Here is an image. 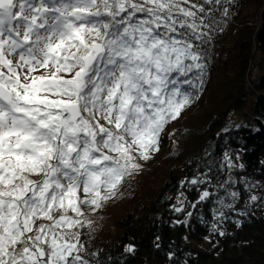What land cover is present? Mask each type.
Here are the masks:
<instances>
[{"label": "snow or ice", "instance_id": "6c2138e0", "mask_svg": "<svg viewBox=\"0 0 264 264\" xmlns=\"http://www.w3.org/2000/svg\"><path fill=\"white\" fill-rule=\"evenodd\" d=\"M219 3L0 0V264H87L82 208L193 101Z\"/></svg>", "mask_w": 264, "mask_h": 264}, {"label": "trees", "instance_id": "16d2710c", "mask_svg": "<svg viewBox=\"0 0 264 264\" xmlns=\"http://www.w3.org/2000/svg\"><path fill=\"white\" fill-rule=\"evenodd\" d=\"M249 1L215 4L218 23L202 29L209 33L203 82L173 122L169 149L135 161L139 168L112 198L82 208L83 226L71 231L79 233L78 254L87 264H264V203L251 204L244 190L258 185L264 195V52L244 25ZM256 1L263 8L264 0ZM259 56L262 74L251 90L247 72ZM250 94L256 95L250 123L223 129ZM233 186L242 193L229 207ZM205 191L209 196L201 199Z\"/></svg>", "mask_w": 264, "mask_h": 264}, {"label": "rangeland", "instance_id": "374dc122", "mask_svg": "<svg viewBox=\"0 0 264 264\" xmlns=\"http://www.w3.org/2000/svg\"><path fill=\"white\" fill-rule=\"evenodd\" d=\"M250 1H249L250 4H248V6L244 10V13L242 14V16H244L245 19H246V21H244V25L248 24V26H250L254 30V33H255V38L254 39H257V33L261 29V24H262L261 12H262L263 8L261 7L262 4L259 5V2H257L256 0H250ZM256 58H257L258 62L262 61V56H259V59H258V57H256ZM261 74H262V70L259 69L257 71V73H256L257 79H259L261 77ZM262 92L264 93V90H262ZM255 97H256L255 94H250L249 101L246 104V106L243 109H241V110H239L237 112H234L232 115H230L229 118L224 122L223 129L226 130L228 128L237 127V126L244 125V124H249L251 119H252L251 114H250V104H251V101L253 99H255ZM179 117H180V115L176 119L169 121L165 125L163 131L160 133L159 142H158L159 150H162L163 152H166L169 149L168 132H169V130L171 128H173V125H172L173 122L175 120H177ZM98 119H99V117H98ZM100 122L101 123H105L102 119L100 120ZM153 153H155V152H153ZM153 153L152 152L150 153V158L153 156ZM149 159H147V160H149ZM136 161H140L142 163V160L139 158L138 155H137ZM235 187H237V188H235ZM239 190L240 189H239L238 186H233L232 190L230 189V194L235 192V193H237L236 197H238L239 194L242 193V191L241 190L239 191ZM244 190L250 192V194H249V202L251 204L252 203H255V204L264 203V195L261 192L262 189H261L260 186H258V185H248L247 184V187ZM253 196L256 197L255 200L252 199ZM236 197H232L231 199H233V200H231V202L226 203V204L228 206L230 205V207H234L236 205V203H235V200H237ZM72 214H74V213H71V212L68 213V215H70V216ZM39 221L40 220H37V222H36L37 225L39 224Z\"/></svg>", "mask_w": 264, "mask_h": 264}, {"label": "built area", "instance_id": "2783aa9c", "mask_svg": "<svg viewBox=\"0 0 264 264\" xmlns=\"http://www.w3.org/2000/svg\"><path fill=\"white\" fill-rule=\"evenodd\" d=\"M257 58L254 57V60L250 63L249 68H248V74H247V86L249 89L253 90L252 84L256 80V73L258 71V65H257Z\"/></svg>", "mask_w": 264, "mask_h": 264}, {"label": "water", "instance_id": "95a60500", "mask_svg": "<svg viewBox=\"0 0 264 264\" xmlns=\"http://www.w3.org/2000/svg\"><path fill=\"white\" fill-rule=\"evenodd\" d=\"M261 21H262V26L259 32L257 33V40L259 42V45L262 47L263 52H264V7L261 12Z\"/></svg>", "mask_w": 264, "mask_h": 264}, {"label": "bare ground", "instance_id": "6f19581e", "mask_svg": "<svg viewBox=\"0 0 264 264\" xmlns=\"http://www.w3.org/2000/svg\"><path fill=\"white\" fill-rule=\"evenodd\" d=\"M261 26H262V24H261ZM254 48H255V46H254Z\"/></svg>", "mask_w": 264, "mask_h": 264}]
</instances>
